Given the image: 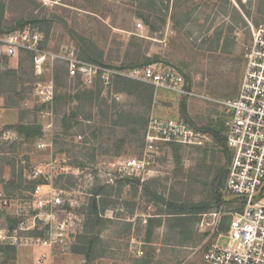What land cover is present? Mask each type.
<instances>
[{
    "label": "rangeland",
    "instance_id": "rangeland-1",
    "mask_svg": "<svg viewBox=\"0 0 264 264\" xmlns=\"http://www.w3.org/2000/svg\"><path fill=\"white\" fill-rule=\"evenodd\" d=\"M0 2L8 26L18 20H44V32L27 23L24 28L0 34L4 37L28 30L40 35L37 51L19 48L14 56L0 52V183L9 198L8 207H0V228L12 231L20 219L31 224L36 210L30 193L36 183L62 191L65 202L72 203L65 208L78 216L75 233H66L54 246L50 262H37L41 252L49 251L35 242L36 233L46 235L49 231L37 218L34 228L18 230L21 239L13 249L0 254V264H208L203 253L217 234L198 226L199 215L187 222L185 229L176 226L160 214L167 209L161 199L168 201L171 195L189 197L193 202L201 199L200 187L197 191L180 188L179 181L186 184L188 180L179 167L185 170L193 166L201 156L197 150L212 145L207 128L211 119H217L215 113L222 116L220 109L208 101L155 88L146 108L135 96L113 88L115 73L101 70L86 83L85 73H69L65 58L73 51V58L83 63L125 73L130 68L118 70L116 66L125 61L128 42L134 36L132 50L157 56L149 64L181 71L196 92L227 98L221 93H230L237 85L238 92L254 45L252 32L264 28V0H188L185 4L190 14L184 28L175 31L167 20L164 29L155 33L133 15L129 0ZM85 39L100 49L102 60L88 61L81 55ZM36 56H40L37 63ZM220 66L226 69L227 89L220 86L223 78L216 74ZM97 80L101 92L91 105L85 106V99L56 103L52 98L46 104L41 100L48 85H53L54 96H72L77 90L94 87ZM99 103H107L115 111L145 115L146 123L137 133L131 131L136 127L133 122L113 126L104 116L105 106ZM73 113L81 123L64 134L62 116ZM181 118L205 136L201 144L164 141L154 129L160 122ZM19 123H34L40 129L26 139L15 128ZM173 144L177 145L178 158ZM129 160H136L139 166H128ZM221 164H225L224 159ZM35 170L38 174L33 178ZM94 191H101L96 199L106 205L101 215L105 221L100 226L96 254L88 262L84 255L72 252L71 246L81 232H77L79 223H84ZM54 214L56 221L68 223L67 212Z\"/></svg>",
    "mask_w": 264,
    "mask_h": 264
},
{
    "label": "built area",
    "instance_id": "built-area-1",
    "mask_svg": "<svg viewBox=\"0 0 264 264\" xmlns=\"http://www.w3.org/2000/svg\"><path fill=\"white\" fill-rule=\"evenodd\" d=\"M254 45L234 98H214L202 92H196L187 84L185 77L170 66L157 63L129 69L125 73L109 71L95 64L83 63L68 54L69 73H85V82L91 83L92 76L101 70L125 76L164 89L187 98L213 103L220 109L223 119V135L230 151V159L219 203L209 211L199 214L198 226L203 230L216 233L203 253L208 264H264V28L253 31ZM40 35L28 30L14 31L0 36V52L14 56L19 48L38 50ZM40 56L35 58L36 63ZM105 78L104 75H102ZM108 78V77H106ZM53 85L42 91L43 102L53 98ZM47 92V93H46ZM46 93V94H45ZM157 128L161 139L182 144H201L205 136L194 132L184 119H170L160 122ZM44 146V143H40ZM128 166H134L136 160H129ZM38 171L35 170L33 178ZM31 198L36 212L31 224L20 219L12 230L0 228V245H15L21 236L19 231L34 228L36 219L48 226L46 236L35 237V242L47 248L41 252L38 263L50 262V251L61 242L64 235L74 234L78 216L72 209H66L62 191L47 183H36L31 190ZM9 198L0 183V207L6 208ZM55 211H65L67 220L56 221ZM82 230V222L79 230ZM222 240V242H220Z\"/></svg>",
    "mask_w": 264,
    "mask_h": 264
},
{
    "label": "trees",
    "instance_id": "trees-1",
    "mask_svg": "<svg viewBox=\"0 0 264 264\" xmlns=\"http://www.w3.org/2000/svg\"><path fill=\"white\" fill-rule=\"evenodd\" d=\"M187 1L188 0H129L133 15L143 22L150 33L162 31L167 23V20L171 23V27L175 31L184 28L185 22L189 19L190 14L188 5L185 4ZM235 1L240 3V0ZM3 18V4L0 2V34L6 33L7 31L18 27L24 28L27 23H30V28H39V31L44 32L42 29V21L44 20L36 19L32 22L18 20L14 24L8 26L9 22L5 21ZM217 34V42L219 44L221 35L219 32ZM134 40L135 37L131 36V39L128 42V48L130 49H128L125 53V61L116 66L118 70L140 67L157 59V56L148 57L141 54L140 51L132 50V47H134ZM81 55L86 60L93 62H98L100 59L102 60L103 57L100 49L91 40L87 39H85V44L81 46ZM221 67L223 66H220V68ZM224 71H226V69L221 68L219 73L216 72V74L220 76L219 78H223L220 81V86L222 88L229 87V83L227 82L228 77H224ZM58 79L59 76L56 80ZM111 85L118 92H125L135 96L146 108H148L152 102L153 86L149 84L115 74L111 79ZM237 86L230 93L224 92L221 93L220 96L234 98L237 95ZM101 87V83L97 80V82L94 83V87L77 90L72 96L67 95L66 93L55 96L53 95V101L57 103L60 100L81 101L85 99V106L86 104L91 105L94 100L96 101L99 99ZM43 104H46V102ZM99 104L100 106H105L104 116L111 121L113 126H119L123 123L132 124L133 122V124H136V127L132 128L131 131L137 133L138 130L143 128L146 123L145 115H136L122 110L115 111L113 108L109 109V105L107 103ZM214 116H216L217 119H211L209 122L210 125H208L207 128L213 138L212 145H210V147L208 146L204 149L197 150L200 152L201 156L197 159L193 166H190L185 170L181 166L179 167L183 178L188 180L186 184L179 181L178 184L180 185V188L183 189L188 186L189 188L197 191V188L200 187L202 195L201 199L197 202H193L189 199V197L177 195H171V198L168 201L161 199L162 202H165L167 209L160 214L165 215L168 220H173L176 226H180L184 229L187 227V222L196 217V215L212 209L219 203L221 190L225 183L227 165L230 159V151L226 146L223 135L224 125L222 116H220L219 113H215ZM76 119L77 113H73L70 116H67L66 114L62 116L61 126L64 134L74 124L81 123V121ZM15 128L17 132L26 139L35 136L40 129V127H38V125H34V123H19ZM83 142H86V139ZM173 145L176 150V158H178V149H176L177 145ZM223 159L225 160V164H221V160ZM177 160L179 161V159ZM100 194L101 191H94L92 193L91 202L89 203L86 217L82 225L83 229L76 235L75 241L71 246L72 252L84 255L88 262H90L96 254L95 248L96 241L99 236L100 226L105 221L101 215L106 205L103 200L96 199V196ZM153 194L154 196L156 195L155 193ZM34 232L35 231H33V233ZM36 234L43 237L46 236L42 231ZM13 248V245H0V254L5 252L7 249Z\"/></svg>",
    "mask_w": 264,
    "mask_h": 264
}]
</instances>
